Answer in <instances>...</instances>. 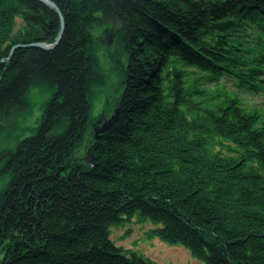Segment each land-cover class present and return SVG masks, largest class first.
Wrapping results in <instances>:
<instances>
[{"label": "trees", "instance_id": "trees-1", "mask_svg": "<svg viewBox=\"0 0 264 264\" xmlns=\"http://www.w3.org/2000/svg\"><path fill=\"white\" fill-rule=\"evenodd\" d=\"M0 0V118L54 89L34 133L2 152L0 264H159L118 245L148 235L205 264H264V0ZM26 23L14 34L17 19ZM118 27L121 94L76 156L106 84L93 29ZM226 78L228 81H223Z\"/></svg>", "mask_w": 264, "mask_h": 264}, {"label": "rangeland", "instance_id": "rangeland-1", "mask_svg": "<svg viewBox=\"0 0 264 264\" xmlns=\"http://www.w3.org/2000/svg\"><path fill=\"white\" fill-rule=\"evenodd\" d=\"M23 18L17 19L14 34H18L25 26ZM118 27L112 24L97 25L93 29L95 46L100 58L101 67L106 75V84L98 89L95 99L92 124L84 145L76 152V156L87 160L90 148L94 145L95 126L109 119L115 111L121 94V71L116 55L119 52L114 42ZM109 41H111L109 43ZM223 81H228L223 78ZM230 86V82L226 83ZM54 89L35 85L29 93V106L14 112L10 116L0 118V152L15 149L24 138L32 135L38 127L46 103L52 98ZM251 101H258L264 107V94L247 95ZM9 181V176L0 177V190ZM154 224L150 221L139 222L138 216L123 225L112 227V239L118 245L131 249L139 255L148 257L159 264H205L195 258L184 246L171 245L159 238L148 235L149 228Z\"/></svg>", "mask_w": 264, "mask_h": 264}, {"label": "water", "instance_id": "water-1", "mask_svg": "<svg viewBox=\"0 0 264 264\" xmlns=\"http://www.w3.org/2000/svg\"><path fill=\"white\" fill-rule=\"evenodd\" d=\"M40 1L42 3H44L45 5L49 6L51 9L55 10L60 15L61 29H60V32H59L56 40L53 43H48V42H45L43 40H35V41L31 42V43H19V44H16L12 48V52L17 47H32V46H38V47L44 48L46 50H50V49L54 48L56 45H58V43L60 42L61 37L63 35L64 28H65L64 15H63V13L61 12L60 8L57 6V4L54 1H52V0H40ZM110 42L111 41H109V43ZM117 115H118V111H116L115 114H113L109 119L104 121L99 126H95V137L97 139L100 138V135H101L102 132L106 131L107 129H109L113 125L114 121L117 119ZM96 147H97V145L94 144L90 148L88 156H87V162L91 166H94L96 164V154H95Z\"/></svg>", "mask_w": 264, "mask_h": 264}, {"label": "flooded vegetation", "instance_id": "flooded-vegetation-1", "mask_svg": "<svg viewBox=\"0 0 264 264\" xmlns=\"http://www.w3.org/2000/svg\"><path fill=\"white\" fill-rule=\"evenodd\" d=\"M2 152H3V151H1V152H0V158H1V159H2V155H1V154H2Z\"/></svg>", "mask_w": 264, "mask_h": 264}, {"label": "bare ground", "instance_id": "bare-ground-1", "mask_svg": "<svg viewBox=\"0 0 264 264\" xmlns=\"http://www.w3.org/2000/svg\"><path fill=\"white\" fill-rule=\"evenodd\" d=\"M97 126H99V125H97Z\"/></svg>", "mask_w": 264, "mask_h": 264}]
</instances>
